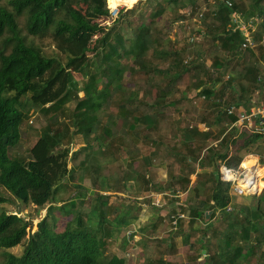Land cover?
<instances>
[{
  "label": "trees",
  "instance_id": "trees-1",
  "mask_svg": "<svg viewBox=\"0 0 264 264\" xmlns=\"http://www.w3.org/2000/svg\"><path fill=\"white\" fill-rule=\"evenodd\" d=\"M156 2L150 23L142 21L133 28V34L125 35L115 23L106 27L98 22L110 15L111 0H107L109 8L106 0H0V252L4 255L0 264H126L125 257L116 251L107 253L112 243L107 225L136 221L143 204H134L137 210L133 214L131 207L126 206L118 207L119 214L109 215L110 194L102 191L110 188V179L102 175L100 165L89 163L92 159L97 161L92 155L94 142L107 165L118 155L119 159L127 160L128 155L143 162L141 170L130 169L120 178L132 180L131 186L135 183L138 192L151 190L174 197L184 193L185 203L198 199L197 204L188 205L187 213L191 223L204 221L201 238L209 233V240L205 241L208 244L199 239L205 249L203 255L199 253L203 258L200 264H249L253 260L261 264L264 188L257 195H250L255 203L231 207V183L221 179L218 168L221 164L237 168L247 154L258 155L264 163V131L236 123L238 109L264 102V93L259 100V91L264 87V78L259 79L264 70V0H232L231 6L213 0ZM195 10L200 13L196 17L201 26L191 34L204 40L205 53L211 56L209 66L199 55L203 52L202 43L190 55L191 44L177 47L170 38H149L151 25L159 17L162 20L163 12L171 13L175 20H184L193 16ZM121 13L117 12L119 16ZM233 13L239 14L237 22L233 21ZM250 26L254 28V44L242 47L245 27ZM96 33L99 35L94 38ZM42 40L54 45L51 51L45 49ZM148 49L150 58L145 56ZM127 58L133 60L134 66L122 64L121 60ZM125 72L134 78L143 74L149 87L144 88L143 83L130 87L124 81ZM149 73L160 78L154 79ZM186 73L195 79L193 89L200 88L197 95L203 97L202 108L207 114L198 122L181 127L180 133L179 126L176 128L178 138L167 152L174 151L171 157L180 167L174 170V165L160 162L167 169V178L155 182L149 177V168L156 148L165 144L157 133L159 122L166 106L188 97V90L179 99L171 97L168 85ZM72 101L74 108L67 114L73 127L70 130L68 123H60L57 114L64 115ZM28 103L39 106L49 117L26 158L11 150L21 140ZM108 103L116 107L114 113L104 111L109 109ZM231 106L233 111L228 113ZM155 131L153 136L151 132ZM77 135L84 137L85 142L72 150L71 142ZM136 141L140 145L133 144ZM148 142L155 149L142 153V146ZM80 153L85 156L79 161V179L87 173L91 185L100 190L88 212V221L76 214L61 231H56V221L68 216L76 201L72 197L58 201L55 194L68 187V179L74 180L75 169L68 164ZM133 162L130 159L129 166ZM210 167L217 170V176L214 170L207 171L206 178L199 174L198 170ZM194 173L197 177L191 183L190 175ZM75 188L76 196L94 192L92 187ZM9 200L21 207L34 204L43 208L48 204L35 231H29L30 221L25 217L3 209ZM181 208L184 212L185 208ZM177 217L173 215L172 221ZM162 220V215L157 214L152 225ZM215 221L221 224H214ZM16 245L23 246L19 255L7 251ZM147 264L171 263L159 258L148 260Z\"/></svg>",
  "mask_w": 264,
  "mask_h": 264
},
{
  "label": "rangeland",
  "instance_id": "rangeland-1",
  "mask_svg": "<svg viewBox=\"0 0 264 264\" xmlns=\"http://www.w3.org/2000/svg\"><path fill=\"white\" fill-rule=\"evenodd\" d=\"M149 1H151V3ZM156 1L134 0V2L127 4L125 0H111L112 7L110 9L106 0L107 7L110 10V15L107 17L99 18L98 22L106 27H110L115 23L116 27L120 29L123 34H133V28L136 25H139L142 21H144L146 24L150 23L151 13L154 10L153 7L157 3ZM132 8L135 9L133 13L126 12L127 9ZM113 10H115L116 12H113ZM119 10H121L122 16H119L117 14ZM196 15H199V11L197 12V10H195L193 16L186 17L184 20H175L176 18H174L171 13L163 12L161 15L162 20L159 21V17L155 20V24H153V27L151 25L150 31L148 33L149 38L151 39L156 35H160L159 37L164 39L170 38L174 46L177 47L186 48L189 44H191L188 50L190 55L191 53H193V49H195V51L199 49V46L197 44L202 43L203 52L199 55L205 58V61H207L205 64L209 66L211 62V56L205 53L204 40L198 39L197 34H191V31H196L195 29H200L201 26L200 20H197L198 18L196 17ZM118 16L120 17V19L116 22L115 19ZM155 25L159 28L158 31H155ZM98 35L99 34L96 33L94 35V38L98 37ZM191 40L195 41L191 43ZM41 42L48 52L51 51L50 48L54 47V45L48 40H42ZM150 55L151 49H148V51L145 52V56L147 58H150ZM257 56L259 55L257 54ZM121 61L122 64L125 63L126 65L134 66V62L130 58L122 59ZM161 65L162 67L165 66L163 64ZM125 73L126 76L124 77V81L130 87H137V85L139 86L138 83H143L141 85L144 88L149 87V85H147V80L144 83L143 74L136 75L134 78V76L128 74V72ZM148 75L154 76V79L156 78L157 80L160 78L153 75L152 73H149ZM194 80L195 79L193 78L191 73H186L177 78L175 81L173 80L168 85L171 91V97H176L177 99H179L178 97L181 95V93L187 90L188 97L186 99L180 98L174 104H170L169 107L166 106L163 118L159 122L157 133L158 135L162 136V140L165 144L162 143L160 144L161 146L156 148L155 155L152 159V167L149 168V177L155 182H163L167 178V169H165L164 166H161L160 162H164L168 165H174V170H178L180 167V164L174 162L173 158L171 157V154H173L174 151L172 149L170 150L169 148L170 152H167V148L172 145L178 138L177 135L178 133H180V128L185 125L198 122L200 120L199 118L207 114L206 111H204L202 108L203 97L200 94L197 95V91L200 88L193 89L195 83ZM151 82L152 81L149 79L148 83ZM189 87H191L190 90ZM152 91L155 92L154 89ZM262 93H264V91H262ZM261 97L262 96L259 95V98ZM74 105V101L69 102L66 106L64 112L65 114H57L58 118L60 117V120L62 121L60 123H68L70 125V130H72L73 127L72 124H70V119L68 118L67 114L71 113ZM108 106L109 109L104 111L110 113H114L116 111V107L113 104L108 103ZM25 111L27 113V119L25 120L21 128V140L19 144L12 148L11 151L15 155L18 154L19 156L28 158V150L39 137L42 128L48 123L49 114L41 112L39 106L30 103L27 104V108L25 109ZM215 127L218 128L220 127V125L215 124ZM176 128L178 130V133L175 131ZM151 134L155 136L156 131L151 132ZM84 142V137L77 135L74 139H72V150L78 149L81 145L84 144ZM138 143L140 145V141H136L133 144ZM142 147V153L145 154L147 153V151H150V149H155V146L150 144V142H148L147 145H143ZM92 149V155L97 157V161L92 159L89 160V163L96 162L97 165H100L99 167L102 175H105L110 179V188H108L106 192L102 191L103 194H110V197L108 198V204L110 206V210L108 212L109 215L112 216L115 214H119L120 211L118 207L122 208L126 206L131 207L130 212L131 214H133L137 210L134 204H143V206L141 205L142 209L136 221L133 220L126 225L121 223L116 224L115 222H111L112 224L110 223L109 225H107V228H110L111 231L109 238L112 241L109 246V250H107V253L110 254V250L116 251L118 255L125 257L126 264H147L148 260L154 261L159 258H164L165 261H169L171 264H200L203 258L199 255V253L203 255L205 253V249H202L199 239H202L205 244H208V242L206 243L205 241L209 240V233L201 238L203 230L205 229L204 221H195L191 223V217L187 213L188 205L197 204L196 200L198 199H196L195 201L191 200L185 203L184 201L186 199V194L184 193H181L178 197H174L172 196V194L166 196L164 192H153L151 190H143V192H138L135 188V183H132L133 186H131L132 180L123 181V178H120L123 177L124 174L130 169L135 168L141 170V166H143V162H141V160H139L137 157L131 158L128 155H126L127 160L121 158L119 159L120 155H118V159L107 165L103 162L102 156L97 150L98 147L96 142H94ZM138 149L137 151H140V149ZM84 156V153H80L76 160L69 161V167L75 169V181L68 179V187H65L64 189H58L55 194L58 201H67L68 198L71 197L76 201L75 208H73L72 212L69 213L68 216H61L58 218L54 225L56 231H61L63 229L64 223H66L67 220H71L73 216H76V214H81L82 218L85 221L89 220L87 216L88 212L95 201L97 191H99L100 189L91 185V179L87 173L82 175L84 176L82 179H79L80 177H78L79 161L82 160ZM254 157H247V160L254 159L256 161L257 158ZM130 159H134V162L129 166ZM244 161H246L245 157L241 161L240 166L245 168ZM259 161H256L257 164ZM258 165L259 166H256L254 172H256V174L259 173L260 175H263L264 166L260 164ZM207 171H213V174L215 176H217L218 173L220 174L219 169L217 173V170L214 167H210L206 170H201L199 174L206 178L204 175L208 173ZM196 177L197 175L195 173L193 175H190L191 183L194 182ZM262 180L264 181V177L263 179L259 180V183L261 182L260 187H262L263 189L264 184ZM75 186L81 187L83 189L85 187H92L94 188V192H90L89 189V192H87L85 196H76L75 193H77V189L75 188ZM242 186H244L243 183ZM260 191L256 193V195L259 194ZM4 193L7 197H10L7 191H4ZM230 194L232 198L231 207L239 208L242 205H251L256 201L253 199V196H250L251 193H247L246 191H243L242 194H236L234 192H230ZM137 200L138 202H136ZM61 203L62 202H57L56 204L60 205ZM181 205L185 208L184 212L181 208ZM46 206H48V204H46L43 208H38L34 204H28L21 207L16 202L9 200L8 202L3 204V209H5L6 211H12L16 215L25 217L26 220L30 221V227H28L29 231L33 232L37 228V222L40 221L45 215ZM114 207H116V210H114ZM75 211H77L78 213H75ZM210 212L211 210L207 212V217H209ZM157 214L162 215L163 220L160 224L154 226L152 225V222L155 221ZM173 215H176V217L177 215L179 216L177 217L179 218L178 220L175 219L176 222L172 221ZM216 217L219 218L218 212ZM73 224V226H75L76 222ZM214 224L221 223L215 221ZM143 227H145L146 230H141ZM262 249H264V245L262 246ZM22 250V245H16L7 249V251L17 255H19ZM3 259L4 255L2 252H0V263L3 261ZM259 262L261 264H264V256L260 257ZM241 263H243V261H241L240 264ZM249 264H255V261L253 260Z\"/></svg>",
  "mask_w": 264,
  "mask_h": 264
},
{
  "label": "built area",
  "instance_id": "built-area-1",
  "mask_svg": "<svg viewBox=\"0 0 264 264\" xmlns=\"http://www.w3.org/2000/svg\"><path fill=\"white\" fill-rule=\"evenodd\" d=\"M213 1L222 2L227 6L232 5V0H213ZM115 10H113V12H116ZM238 17L239 14L233 13L234 22H237L239 20ZM244 35H245V40L242 43V47L253 45L251 36L247 35L246 33ZM263 78H264V70L262 72V75H259V79H263ZM232 111H233L232 106L227 108L228 113H232ZM236 123L244 125L250 130L259 131V132L264 131V102L254 103L248 109H242V108L238 109ZM251 167H252L251 169L244 168L241 166H238L237 168H229L225 165H221L219 167L221 179L225 181H229L231 183V187H230L231 193L234 192L236 194H242L243 191H246L247 193L256 194L262 189V187L258 189L257 180L263 179L264 174L263 175H260L259 173L256 174V172H254L255 170L254 165ZM231 174H234V178L231 177ZM244 182L245 184L244 186H242V183Z\"/></svg>",
  "mask_w": 264,
  "mask_h": 264
},
{
  "label": "crops",
  "instance_id": "crops-1",
  "mask_svg": "<svg viewBox=\"0 0 264 264\" xmlns=\"http://www.w3.org/2000/svg\"><path fill=\"white\" fill-rule=\"evenodd\" d=\"M242 27H244V25H243ZM253 30H254V28H253L252 26H250V27H245V31H244V32H245L247 35H250V36H251ZM253 44H254V43H253ZM262 91H264V87H263L262 90L259 91V92H261V93H259L261 96H262V94H263ZM263 95H264V94H263ZM259 100L261 101V100H262V97L259 98ZM250 156H251V157H252V156H253V157L255 156V157L257 158L256 161H259V156L256 155V154H248V155L245 157V160H247V157H250ZM255 157H254V158H255ZM256 161H255V162H256ZM259 162H260V161H259ZM259 162H258V163H259ZM259 164L264 166V163H259ZM198 171H201V170H198ZM192 175H193V174H192Z\"/></svg>",
  "mask_w": 264,
  "mask_h": 264
},
{
  "label": "bare ground",
  "instance_id": "bare-ground-1",
  "mask_svg": "<svg viewBox=\"0 0 264 264\" xmlns=\"http://www.w3.org/2000/svg\"><path fill=\"white\" fill-rule=\"evenodd\" d=\"M125 2L127 3V4H130L131 2H134V0H125ZM251 157V156H250ZM259 164V163H258ZM257 164V162H255V160L254 159H252V160H246V161H244V166H245V168H249V169H251L252 167V165H255V168H256V166H259ZM231 177L232 178H234V174H231ZM243 184H245V182L243 183ZM257 186H258V189H259V180H257Z\"/></svg>",
  "mask_w": 264,
  "mask_h": 264
},
{
  "label": "clouds",
  "instance_id": "clouds-1",
  "mask_svg": "<svg viewBox=\"0 0 264 264\" xmlns=\"http://www.w3.org/2000/svg\"><path fill=\"white\" fill-rule=\"evenodd\" d=\"M247 155H248V154H247ZM247 155H246V156H247ZM246 156H244V157H246ZM243 159H244V158H243ZM243 159H242V160H243ZM221 165H223V164H221ZM221 165H220V166H221ZM220 166H219V167H220ZM239 166H240V164H239ZM229 168H230V167H229ZM218 169H219V168H218ZM228 207H229V206H228ZM228 207H227V209H228ZM229 209H230V207H229ZM229 209H228V210H229ZM174 221L176 222V220H174Z\"/></svg>",
  "mask_w": 264,
  "mask_h": 264
}]
</instances>
